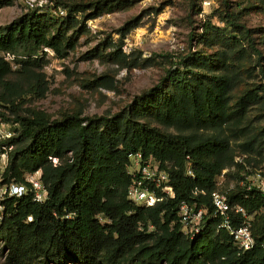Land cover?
<instances>
[{
  "label": "trees",
  "instance_id": "obj_1",
  "mask_svg": "<svg viewBox=\"0 0 264 264\" xmlns=\"http://www.w3.org/2000/svg\"><path fill=\"white\" fill-rule=\"evenodd\" d=\"M13 2L0 0V9ZM120 3L96 0L93 13L83 19L78 14L87 5L82 3L62 9V15L37 7L0 26V120L13 127V135L3 141L13 149L0 185L26 184L25 175L39 170L47 191L42 203L31 192L1 201L0 264H264V194L248 189L244 176H234L264 171V166L252 170L264 161V123L259 125L264 82L237 92L246 75L257 71L264 77V28H250L231 12L223 27L204 23V33L192 38L200 43L209 39L218 49L182 56L114 114L78 111L52 118L26 106L28 96L42 98L47 90L44 49L66 58L84 22ZM255 4L264 13V0ZM137 25L126 22L117 44L109 43L112 50L101 58L134 67L122 46ZM4 53L15 55V66ZM87 86L114 87L106 75ZM233 143L246 155L241 162L235 161ZM138 153L169 175L171 194L152 206L128 198L131 156ZM224 170L223 177L239 179L233 188L221 190L230 204L251 216L256 240L251 250L238 249L210 216L191 236L180 223L182 201L212 212L211 193ZM234 224H240L237 217Z\"/></svg>",
  "mask_w": 264,
  "mask_h": 264
},
{
  "label": "rangeland",
  "instance_id": "obj_2",
  "mask_svg": "<svg viewBox=\"0 0 264 264\" xmlns=\"http://www.w3.org/2000/svg\"><path fill=\"white\" fill-rule=\"evenodd\" d=\"M94 1L14 0L12 5L0 9V26L11 23L30 9L39 7L56 13L58 9H69L68 6L75 3L87 5L84 6L85 12L78 14L83 19L85 14L93 13ZM256 1L227 0L229 7L225 8L223 0H121L111 12L84 22L85 30L74 35L75 48L69 51L66 58L58 59L53 52L47 54L43 67L47 82L45 96H28L26 106L41 110L52 118L78 111L84 116L114 114L132 103L135 96L156 84L169 68L176 67L174 63L182 56L199 50L211 53L218 49L217 45L209 43V39L200 43L197 38H192L204 33V23L223 27V20L231 12L246 26L263 29L264 13L256 7ZM128 21L138 25L123 38L122 49L129 56V61L136 65L122 68L105 61L100 55L112 50L109 43L117 44L121 35L119 29ZM252 59L248 63L250 68L254 65V57ZM105 75L111 80L113 88L87 86V81ZM263 82L264 77L255 71L251 76H245L237 92ZM256 112L253 110L251 116ZM263 123L264 120L259 125ZM3 130L13 133V127L6 122ZM233 147L237 156L242 159L246 156L240 151L238 143H233ZM260 160L255 157V161ZM251 161V165L255 164L254 160ZM262 166L264 161L252 170ZM249 174L236 172L234 176L248 178ZM236 177L224 176L222 187L233 188L239 181ZM185 231L187 235L191 234L190 229Z\"/></svg>",
  "mask_w": 264,
  "mask_h": 264
},
{
  "label": "built area",
  "instance_id": "obj_3",
  "mask_svg": "<svg viewBox=\"0 0 264 264\" xmlns=\"http://www.w3.org/2000/svg\"><path fill=\"white\" fill-rule=\"evenodd\" d=\"M33 7V5H31ZM59 14H64L62 9H58ZM47 53H52L48 49H44ZM6 60L10 61L15 66V55L4 53ZM4 122L0 120V172H2L8 164L9 155L13 147L7 145L3 141L10 138L13 133L3 130ZM236 162H241L240 156L235 157ZM55 163L56 160L53 159ZM217 179L215 189L211 193V205L212 212L208 215V211L203 206H196V203H190L188 201H182L178 204V215L180 223L184 232L188 228L190 229V235L198 232L203 223L206 221V216L214 218L218 223L217 227L226 230L232 238L234 244L238 249L242 251L251 250L256 245V240L251 231L250 215H248L245 209L238 204H230L227 199L226 191H222L223 174ZM188 174L191 171L188 170ZM130 177V186L128 188V198L136 204L143 206H152L156 202L161 201L165 196L171 194L170 187L168 185L169 175L168 173L159 168L158 165L152 164L149 160H142L141 155L138 153L131 156V165L128 170ZM247 179L248 189H255L259 193L264 194V171H256L250 173ZM26 184H4L0 185V223L3 215L2 200L5 197H22L28 192H31L32 198L37 203L44 202L47 191L40 179V171L33 173H27L25 175ZM202 192V191H201ZM197 190L194 191L196 195ZM203 193V192H202ZM264 212V206L261 209ZM239 219L240 224L235 225V219ZM31 217H28V221ZM264 247V245H263Z\"/></svg>",
  "mask_w": 264,
  "mask_h": 264
}]
</instances>
